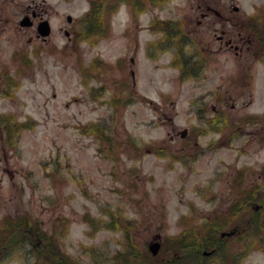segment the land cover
<instances>
[{"label":"rangeland","instance_id":"rangeland-1","mask_svg":"<svg viewBox=\"0 0 264 264\" xmlns=\"http://www.w3.org/2000/svg\"><path fill=\"white\" fill-rule=\"evenodd\" d=\"M93 1L91 29L89 0H0V230L20 216L1 232L0 264H60L50 244L65 264H202L172 255L214 217L230 264H264V237L245 242L243 215L230 212L254 189L259 208L264 189V118H250L264 115V65L252 45L240 59L216 37L225 16L252 21L259 0ZM179 22L186 53L208 51V74L231 91L222 130L206 121L214 81L170 63ZM251 73L250 86L226 85Z\"/></svg>","mask_w":264,"mask_h":264},{"label":"flooded vegetation","instance_id":"flooded-vegetation-1","mask_svg":"<svg viewBox=\"0 0 264 264\" xmlns=\"http://www.w3.org/2000/svg\"><path fill=\"white\" fill-rule=\"evenodd\" d=\"M233 10L237 11L238 7L234 6ZM32 14L34 15V12H32L31 15ZM252 16H253L252 21H249L246 23H244L243 20L241 23L239 22L231 23L229 22L228 16L223 17L222 19L225 21L223 24V28H221L220 34H217L216 37L218 41L221 43L222 47L231 48L232 50H234V54L239 56L240 59L243 58V55L245 54L244 52L249 50L250 46L252 45L253 62L264 65V4L262 0L258 1V5L254 8ZM228 24L230 25V27L232 26L234 28V31H236V34L234 33L233 30H230L227 27L226 28L224 27V25H228ZM245 28H248L249 30H251V32L247 35V37L242 35L243 30ZM177 31L179 32L180 39H179L178 44L176 43V40H172L174 43V53H173L174 56L170 60V63L176 64L177 68L179 67V70L181 71L182 74H185L186 71L188 70L187 72H190L194 79L200 78L201 80V77L204 71L206 81L207 82L211 80L214 81L212 83V87L209 88V92L211 91V96L213 94H216V96L214 97L215 98L214 101H212L211 99L208 103L205 104V108L208 110V113H209L207 114L206 121L208 125L210 124L209 127L211 129H214L215 131L222 130V128H225V125H226L225 123L227 122V116L229 114L227 104H228V100H230L229 98L232 97L231 91L226 88L225 90H219V88H222V85H220L215 80V78L213 79L211 78L214 74H216V72H213L212 76L208 74L210 67L207 68V63H211V59H212L211 55L207 56L208 51H206V56L203 55V52H197V50H193V51L186 53V50L184 49L185 46H181L180 40L185 44L187 38H191V37L189 36L187 32L181 29L180 22L177 24ZM241 42H246L247 47L244 48V46L241 45ZM208 46H211V45H208ZM184 53H185L184 55L185 59L183 63H181V61H179L178 59L180 55H183ZM227 57L225 59V62L227 60ZM200 58L203 59V61H201ZM245 67H249V65L247 64ZM237 78H238L237 75L230 76L228 80L226 81V85L233 86L237 84L239 88L250 86L253 82V73L248 74L245 77H242V79L239 82H237ZM231 106H234L233 102H231ZM263 116L262 114L251 115L250 118H264ZM238 119L240 121L245 120L243 116L238 117ZM261 172H264V170H262ZM255 209L257 210L258 208L255 207ZM236 233H238L237 230L235 234ZM225 236L226 235L222 237H225ZM201 254L208 256L204 254L203 252H201Z\"/></svg>","mask_w":264,"mask_h":264},{"label":"trees","instance_id":"trees-1","mask_svg":"<svg viewBox=\"0 0 264 264\" xmlns=\"http://www.w3.org/2000/svg\"><path fill=\"white\" fill-rule=\"evenodd\" d=\"M116 1L118 3L119 0ZM89 2H90V9L86 12L84 18H89V19L91 18L89 26L91 29H94L97 27V25L101 24V16L98 14L99 13L98 11L96 12L95 1L89 0ZM110 5H109V10L111 7H114V3ZM180 44L182 46L184 45L181 40H180ZM5 132L8 134L7 129L5 130ZM255 191L257 190L254 189L250 192L245 191L241 195V197L236 198L234 202L231 204L230 212H233L238 215L240 214L243 215L241 221L239 222L237 221L236 227L238 226L241 229L245 230V234L241 235V236H245L244 238L245 242H248L250 240V242L253 243L254 240L256 239L259 240L261 243H263L264 189L262 190V192L260 191L255 196L258 199V202H260L259 208L257 210L254 208V206H252V204L250 205L251 196H254ZM240 201H244L243 205ZM19 217L20 216H16L17 220H14V222L7 221L8 219L7 217L4 218L1 225L0 236H2L1 232L6 229L5 226L7 225H10V227L7 228L8 230L6 229L8 234L13 230L14 231L17 230V227H19V223H18ZM208 221H212V222H208ZM222 224H223L222 220H218L216 217H214L212 220H207L205 227L203 229L200 230L196 229L195 233H193V231H190V233H188V235H186L185 238L181 239L180 241H177L178 243H180L181 241L183 242L178 244V246H175L181 248L178 249L180 253L177 251L176 256H174V254L172 255L173 259H175L176 262H184L186 261V259L190 260L189 258H193L192 260L194 261V259H199L201 256H203L201 254V251L203 249L213 248L215 250V254L209 255L210 257L203 256V258L207 257L210 260L209 261L206 260L202 264H230V261L227 260V256H226L227 253L225 251L227 249L226 242L224 241L223 238H221L218 235V230L221 229ZM241 229L239 231H241ZM12 235L13 233L7 238L11 239ZM181 236H183V234L179 235L175 239H179V237ZM12 242H14V239ZM127 244L128 245L124 247V250L121 252L124 253L125 256L126 254H128L127 256L130 255L134 256L135 255L134 247L129 246L130 244L128 242ZM50 245H51L50 248H52V250L50 251L51 252L50 257H54V259H57L60 264H65L68 261V257L64 256V254L58 248L54 246L52 247V244ZM140 261H142L141 264H148L145 262L148 261L146 258Z\"/></svg>","mask_w":264,"mask_h":264},{"label":"water","instance_id":"water-1","mask_svg":"<svg viewBox=\"0 0 264 264\" xmlns=\"http://www.w3.org/2000/svg\"><path fill=\"white\" fill-rule=\"evenodd\" d=\"M24 21H22V23H23ZM45 24V23H44ZM40 29H41V32H42V34H45V33H48V27H45V25H42L41 24V26H40ZM226 233V232H225ZM227 233H232V232H227ZM224 234V232H222L221 233V235H223ZM149 248H150V251H151V253H153V254H155L157 251H158V248H159V242H153V243H150V245H149ZM204 253H210V252H208V251H204Z\"/></svg>","mask_w":264,"mask_h":264}]
</instances>
